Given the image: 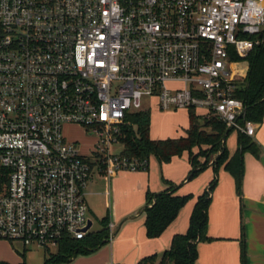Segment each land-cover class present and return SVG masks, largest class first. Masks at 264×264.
Here are the masks:
<instances>
[{
  "label": "built area",
  "instance_id": "built-area-1",
  "mask_svg": "<svg viewBox=\"0 0 264 264\" xmlns=\"http://www.w3.org/2000/svg\"><path fill=\"white\" fill-rule=\"evenodd\" d=\"M262 35L264 0H0V239L47 251L83 239L93 174L147 166L110 150L144 101L253 138L230 53ZM68 125L95 151L82 156Z\"/></svg>",
  "mask_w": 264,
  "mask_h": 264
},
{
  "label": "trees",
  "instance_id": "trees-1",
  "mask_svg": "<svg viewBox=\"0 0 264 264\" xmlns=\"http://www.w3.org/2000/svg\"><path fill=\"white\" fill-rule=\"evenodd\" d=\"M259 39L260 44L243 59L230 53L231 61L238 68L234 81V97L240 100L244 107V115L240 119L255 125L261 124L264 119V35ZM188 118L189 127L185 131V136L178 138L151 139L150 112L145 110L128 114L121 127L119 138L121 155L146 161L147 166L141 171L148 170L151 158L162 165L186 152L191 166L186 181L194 179L209 166L212 167L214 174L205 190L195 199L186 232L174 235L169 249L162 252L159 257L152 255L137 264H196L198 244L210 241L207 236L208 210L219 172L223 170L233 177L236 194L240 196L244 175V155L249 153L257 158L261 152V148L251 137L236 133V149L230 154L225 142L232 130L227 129L215 117L201 119L194 110H188ZM163 183L167 189L159 193L147 191L145 194V204L141 213L144 214V228L148 239L161 236L176 219L180 210L193 198L191 194L177 195L176 190L179 185L164 179ZM100 224V230L88 232L81 240L62 239L56 248V253L45 257L43 264H69L79 256L95 253L109 242V217L102 218ZM22 258L24 260V253ZM239 259L240 264H246L243 237ZM0 264L10 263L0 261Z\"/></svg>",
  "mask_w": 264,
  "mask_h": 264
},
{
  "label": "crops",
  "instance_id": "crops-1",
  "mask_svg": "<svg viewBox=\"0 0 264 264\" xmlns=\"http://www.w3.org/2000/svg\"><path fill=\"white\" fill-rule=\"evenodd\" d=\"M175 112L181 113L185 118V128L184 134L173 138L184 137L189 127L188 112ZM236 136L237 134L232 132L225 142L230 154L236 149ZM252 139L261 148V152L257 158L249 153L244 155L241 195L236 194L234 179L229 173L221 170L217 176L208 210L207 236L210 241L198 244L196 264H240L242 237L245 242L246 264H264V119L261 124L255 125V135ZM190 169L188 154L184 152L162 165L151 158L147 171L115 173L110 178L111 185L105 190L109 196L114 192L121 200L120 203H112V212L108 214L109 224L113 225L115 236L109 242V248L101 247L89 256L76 259L72 264H137L152 255L159 257L169 249L173 236L186 232L195 199L214 176L212 167L209 166L194 179L186 181ZM98 177V180L107 178L103 174H98ZM163 179L179 185L177 195L191 194L193 198L180 210L176 219L161 236L148 239L144 228V214L133 213L135 209L142 210L144 207L147 191L159 193L167 189ZM93 183L92 177L89 187ZM88 194L90 193L87 190L85 200ZM131 194L133 195L130 196ZM123 195L129 196L125 203ZM132 198L135 202L130 200ZM86 204L88 213L93 214L87 200ZM21 257L13 255L0 258L10 264H20L23 262Z\"/></svg>",
  "mask_w": 264,
  "mask_h": 264
},
{
  "label": "rangeland",
  "instance_id": "rangeland-1",
  "mask_svg": "<svg viewBox=\"0 0 264 264\" xmlns=\"http://www.w3.org/2000/svg\"><path fill=\"white\" fill-rule=\"evenodd\" d=\"M143 109H147L150 112V136L152 138L166 139L173 138L174 136H177L179 134H184L183 128H185V118L181 113L175 111H159L158 109L150 106L147 101H144ZM63 134L68 141H72L77 144L79 152L82 156H89L91 152L95 151L97 138L95 135H90L89 132L86 131L84 128L74 125L64 126ZM229 141L230 139H228V143ZM120 149V145H116L110 148L111 152L114 153L119 152ZM212 160H214V157ZM92 177L94 179V183L91 187H89L88 185L89 188L87 187L86 189V193L87 190L88 193H90L86 197V200L88 206L93 212V214L88 213V218L91 219V222L93 224L92 227L89 229V232H96L101 229L100 220L108 216L109 212H112V203L114 202V204H117L118 202L120 203L121 200L117 195L115 196L114 192L113 195L110 196L105 193V190L108 188L109 185H111V179L108 176H106V180L104 178L98 180V173H94ZM133 194H131L130 196H132ZM123 196V201L125 203L128 200L129 196ZM130 200L132 202H135L134 198ZM140 213L141 209L137 208L135 209L133 214ZM131 216L133 217L135 215ZM113 236H115L114 229ZM106 247L109 248V242L102 246V248ZM24 249L25 251H23ZM23 253L25 254V259L23 260L25 264H43L45 257H47L49 254L56 253V248L50 247L49 251L47 252V250L44 248H39L36 246H29L24 248L23 245L19 242L0 239V257H11L13 255L22 256ZM81 257L84 256H79L76 259ZM75 260H73L69 264H72ZM0 261H2L1 258Z\"/></svg>",
  "mask_w": 264,
  "mask_h": 264
},
{
  "label": "water",
  "instance_id": "water-1",
  "mask_svg": "<svg viewBox=\"0 0 264 264\" xmlns=\"http://www.w3.org/2000/svg\"><path fill=\"white\" fill-rule=\"evenodd\" d=\"M91 226H92V223H91V221L90 220H88V222H87V226L85 227V231H87V230H89L90 228H91Z\"/></svg>",
  "mask_w": 264,
  "mask_h": 264
}]
</instances>
